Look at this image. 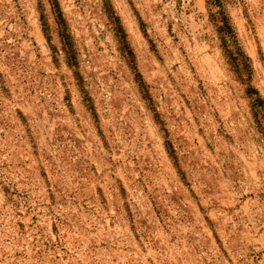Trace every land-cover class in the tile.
<instances>
[{
    "label": "rangeland",
    "instance_id": "374dc122",
    "mask_svg": "<svg viewBox=\"0 0 264 264\" xmlns=\"http://www.w3.org/2000/svg\"><path fill=\"white\" fill-rule=\"evenodd\" d=\"M0 264H264V0H0Z\"/></svg>",
    "mask_w": 264,
    "mask_h": 264
},
{
    "label": "trees",
    "instance_id": "16d2710c",
    "mask_svg": "<svg viewBox=\"0 0 264 264\" xmlns=\"http://www.w3.org/2000/svg\"><path fill=\"white\" fill-rule=\"evenodd\" d=\"M55 5V4H54Z\"/></svg>",
    "mask_w": 264,
    "mask_h": 264
}]
</instances>
